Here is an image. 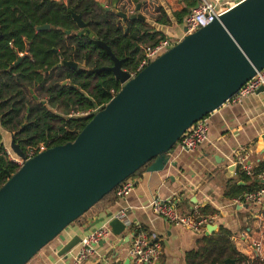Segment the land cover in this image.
<instances>
[{"label":"water","instance_id":"1","mask_svg":"<svg viewBox=\"0 0 264 264\" xmlns=\"http://www.w3.org/2000/svg\"><path fill=\"white\" fill-rule=\"evenodd\" d=\"M111 9L123 22L146 20L138 2L133 13L117 5ZM73 18L81 30L87 28L81 15L73 14ZM36 28L48 30L50 24ZM97 44L114 64L95 71H111L122 89L108 103L95 104L91 120L82 131H75L74 141L26 160L0 187V264H27L139 169L164 171L184 133L225 105L264 68V0L238 1L206 27L185 34L135 76L122 67V60L105 42L97 40ZM60 65L79 67L78 62L67 60ZM11 148L25 157L13 134ZM106 219L115 235L127 229L109 212L87 230L95 231ZM217 228L209 224L205 234ZM81 239L75 236L61 254ZM224 264L237 261L228 258Z\"/></svg>","mask_w":264,"mask_h":264},{"label":"trees","instance_id":"2","mask_svg":"<svg viewBox=\"0 0 264 264\" xmlns=\"http://www.w3.org/2000/svg\"><path fill=\"white\" fill-rule=\"evenodd\" d=\"M109 1L108 6L99 0H0V123L24 151L43 141L52 140L53 146L74 141L75 131H82L92 117H69V114L106 104L114 96L112 91L117 94L122 89L123 85L111 71H95L114 64L97 40L111 48L122 60L124 69L135 72L142 57V45L156 44L166 38L165 34L154 32L146 20L123 22L111 9L119 0ZM185 1L187 6L177 17L181 24L198 2ZM73 14L81 15L87 28L81 30ZM45 24H50V29L37 30L36 26ZM67 30L71 33L67 34ZM64 60L76 61L79 67L60 65ZM65 81L67 84H63ZM32 91L46 95V103L42 99L33 102L29 98ZM19 168L9 159L0 132V187ZM145 170L146 167L139 169L132 177ZM238 174L245 181L250 178L241 169ZM262 187L263 184L255 181L249 186L233 183L229 193L231 198L241 197ZM116 190L72 225H85L105 216L119 202ZM231 237V232L223 228L217 236L204 235L199 249L186 255L187 264H224L228 258L235 259L237 264H262L237 251ZM39 259L40 252L27 264H40Z\"/></svg>","mask_w":264,"mask_h":264},{"label":"crops","instance_id":"3","mask_svg":"<svg viewBox=\"0 0 264 264\" xmlns=\"http://www.w3.org/2000/svg\"><path fill=\"white\" fill-rule=\"evenodd\" d=\"M235 1L239 0H221L223 4ZM137 2L141 4L139 12L145 16L154 32L165 34L166 38L175 41L184 37L185 20L182 24L178 23L177 17L187 6L185 0H179L175 9L167 0ZM137 2L133 1L131 4L134 7L131 8L128 0H120L119 8L133 13L136 12ZM200 2L198 0L187 14ZM155 6L158 7L153 13L156 17L146 12ZM207 119L208 139L195 152H182L174 147L170 153L172 163L164 171L147 173L145 170L134 177L135 190L109 210L113 215L127 211L131 224L122 234L115 235L112 232L102 240L97 254L76 263L80 243L67 253L61 254V251L75 236L83 238L90 233L91 230L88 231L87 228L96 218L85 225H71L40 252V264H92L102 259L109 262L123 261L135 230L147 231L161 242L163 253L158 264H187L186 255L199 249L202 237L206 234L175 226L154 214L148 206L154 195L172 197L183 214L199 207L203 214L213 215L214 224L218 228L207 236H217L221 228L230 231L237 251L250 260L258 258L256 244L261 243L263 249L259 255L264 260V199L262 203H245L240 201L243 196L231 198L229 193V187L233 183L249 186L255 181L264 187V182H259L255 176L249 174L250 178L245 181L238 174L242 158H246L256 169L264 167V91L227 102L208 115ZM0 132L4 144L11 140L12 133L5 130L1 123ZM233 166H236L234 173L231 172ZM107 221L108 219L96 228Z\"/></svg>","mask_w":264,"mask_h":264},{"label":"built area","instance_id":"4","mask_svg":"<svg viewBox=\"0 0 264 264\" xmlns=\"http://www.w3.org/2000/svg\"><path fill=\"white\" fill-rule=\"evenodd\" d=\"M201 2L194 8L185 18V34L194 33L202 27H206L212 23L216 18L224 13L229 7L233 6L236 2H228L223 4L221 0H200ZM240 1V0H239ZM179 41H175L171 38L161 39L156 44H146L142 46V57L140 63L135 72H130L132 76H135L143 68H145L151 61L168 51ZM264 89V68L257 72V74L246 82L242 88L235 94V96L229 100L235 101L245 97H249L259 93L260 89ZM114 96L116 93L112 91ZM96 108L90 111L75 112L72 111L69 117L74 116H86L91 115ZM209 121L207 117L194 123L179 139L174 147H177L182 152L192 153L208 139ZM53 141H43L35 146H30L25 152V157L17 156L15 153H11L7 150L9 159L20 165L28 159L33 158L37 154L47 150L53 146ZM15 157H14V156ZM240 169L246 173L255 176L258 181L264 182V167L256 169L246 158H242L240 161ZM136 188V182L134 177L127 178L119 184L116 190V194L119 200L126 199ZM264 199V187L256 192L247 193L240 199L241 202H255L262 203ZM149 208L154 214L160 216L165 221L178 227H183L198 234H204L207 231L209 224H214L215 217L213 215H205L201 212L199 207H195L190 212L183 214L179 211L177 203L172 197L163 198L159 195L152 196L149 202ZM121 219L126 227L131 224L127 217V211H123L114 215ZM113 230L109 224V220L96 228L95 231H91L84 236L80 241V247L76 255V263H81L88 260L92 255L97 254V248L101 244L102 240L112 234ZM127 256L123 261L109 262L106 259L95 261L92 264H125L126 259H129L127 264H158V261L163 253V246L159 240H156L154 236L144 230H135L131 236ZM257 251L262 252L263 246L261 243L256 244ZM258 253V258L262 264L264 260Z\"/></svg>","mask_w":264,"mask_h":264},{"label":"rangeland","instance_id":"5","mask_svg":"<svg viewBox=\"0 0 264 264\" xmlns=\"http://www.w3.org/2000/svg\"><path fill=\"white\" fill-rule=\"evenodd\" d=\"M100 2H102L103 4H105V5H110V1L109 0H99ZM120 1V0H119ZM133 1H135V0H128V2L130 3V7L132 8V7H134V5L133 4H131ZM167 2L169 3V5H171L174 9L175 8H177V5H178V3H179V0H167ZM236 3L238 2V1H235ZM119 2L117 3V4H114V5H117L118 7H119ZM114 5H112V8H114ZM170 6V7H171ZM121 8V7H120ZM158 10V7L157 6H155L154 8H151L150 10H147L146 12H149V14L151 13V14H153L155 11H157ZM154 15V14H153ZM155 16V15H154ZM156 17V16H155ZM144 46V45H143ZM82 66H84V64H82ZM33 94H35V95H39V100H44V101H47V99H48V97L46 96V95H44V94H38V91H33ZM32 96L31 95H29V98L31 99V100H33L32 98H31ZM5 145H6V149L8 150V151H10L12 154L14 153L13 152V150H12V148H11V140H7L6 142H5ZM14 156V155H13ZM15 157V156H14Z\"/></svg>","mask_w":264,"mask_h":264},{"label":"flooded vegetation","instance_id":"6","mask_svg":"<svg viewBox=\"0 0 264 264\" xmlns=\"http://www.w3.org/2000/svg\"><path fill=\"white\" fill-rule=\"evenodd\" d=\"M31 93H32V94H30V95H31L32 98H33V102H34V101H38V100H39V96L33 94V91H32ZM43 102L46 103V101H43Z\"/></svg>","mask_w":264,"mask_h":264}]
</instances>
